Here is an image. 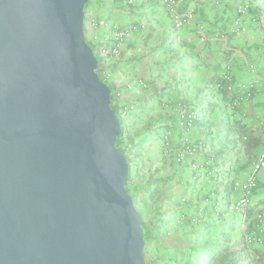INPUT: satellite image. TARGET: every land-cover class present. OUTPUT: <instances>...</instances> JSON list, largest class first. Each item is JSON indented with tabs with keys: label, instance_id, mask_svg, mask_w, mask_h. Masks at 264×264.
<instances>
[{
	"label": "water",
	"instance_id": "1",
	"mask_svg": "<svg viewBox=\"0 0 264 264\" xmlns=\"http://www.w3.org/2000/svg\"><path fill=\"white\" fill-rule=\"evenodd\" d=\"M88 0H0V264H143Z\"/></svg>",
	"mask_w": 264,
	"mask_h": 264
},
{
	"label": "crops",
	"instance_id": "2",
	"mask_svg": "<svg viewBox=\"0 0 264 264\" xmlns=\"http://www.w3.org/2000/svg\"><path fill=\"white\" fill-rule=\"evenodd\" d=\"M88 1L86 42L93 50L118 46L116 56L99 58L100 78L113 92H121L117 106L133 105V116L148 124L151 173L165 181V195L180 209L179 225L166 228V234L155 231L157 244L148 248L149 260L143 250L144 264H206L193 250L202 235L219 246L239 241L240 264H264V217L259 219L264 214V173L250 193L243 225L230 210L239 195L232 183L251 173L264 135V1L182 0L192 15L176 31L160 0ZM244 1L250 3L243 16L247 30L234 34L236 11ZM101 20L114 29L96 28L94 22ZM228 66L230 81L223 93L214 82ZM248 85L251 99L233 108L229 97ZM193 108L202 111L203 124L184 130L180 115ZM240 126L258 139L256 149H245ZM185 146L195 151L179 162L176 154Z\"/></svg>",
	"mask_w": 264,
	"mask_h": 264
},
{
	"label": "rangeland",
	"instance_id": "3",
	"mask_svg": "<svg viewBox=\"0 0 264 264\" xmlns=\"http://www.w3.org/2000/svg\"><path fill=\"white\" fill-rule=\"evenodd\" d=\"M94 2L95 0H90V3L94 4ZM95 26L96 28L99 27L98 25ZM100 50L101 49L93 50L96 57L99 56ZM133 111L134 108L126 117H120L119 119L121 136L118 137V143L116 146L122 150L128 161L129 179L126 190L133 198L134 207L141 217L144 234L143 250H146L144 257L146 260H149L147 258V250L151 243L157 244L153 241L154 239H157L155 231L158 234H160V231L166 234V228L179 225L178 219L180 218V209H178L179 205L169 200L165 195L167 192L165 181L163 183H157V181L162 179L158 177L154 178V174L151 173L152 166L149 164L151 154L149 148L151 147V144H147L148 140L145 135L148 124H146L144 118L136 115L133 116ZM191 148L194 149L193 146H191ZM159 167H161V165L158 166V168ZM262 183H264V179L262 180ZM257 193L258 190L255 188L253 195H256ZM231 214L232 218L236 217L239 219V216L236 213L232 212ZM151 231L154 232V238L151 237ZM160 240H162V238H160ZM144 254L142 251V255Z\"/></svg>",
	"mask_w": 264,
	"mask_h": 264
},
{
	"label": "built area",
	"instance_id": "4",
	"mask_svg": "<svg viewBox=\"0 0 264 264\" xmlns=\"http://www.w3.org/2000/svg\"><path fill=\"white\" fill-rule=\"evenodd\" d=\"M161 4L164 6L168 18L170 20V23L172 25V28L174 31L180 30L183 28L188 20L191 18V11L183 8V1L182 0H160ZM250 9V3L249 1H244L243 4H241L237 8V16L234 19L233 27L231 28V32L234 34H240L244 33L247 30V27L245 26L243 22V16L248 13ZM98 25L99 27L114 29V24L108 21H97L94 22V26ZM118 54V46L112 45L109 48H104L100 50L99 56L96 58L98 59V69L97 73L99 77H101V74L99 73V66H100V57H108V56H116ZM96 56V55H95ZM103 62V60H102ZM230 69L231 67H227V71L224 74V76L221 78V80L225 83H228L230 81ZM214 87L218 89V84H214ZM243 91L246 92V94L239 100L233 102L231 105L233 107L238 106L243 100H249L252 97V86H244ZM115 102L119 101L121 99V92H115ZM113 104H117V103ZM131 105H119L117 116L120 119L123 117H126L127 114L132 110ZM198 115L197 109H190L187 112H184L180 115V125L184 128V130H188L194 126V121L196 120ZM194 149L191 148V146H185L183 150H180L176 154L175 159L179 162H181L185 157L191 156L194 153ZM216 173V170L215 172ZM264 173V135L262 137V145L260 152L256 158V160L253 162L251 173L248 175V177L244 181H233L232 183V189L237 191L239 193L238 198L231 204L230 210L231 212L236 213L239 216V219H241V225L244 223V218L247 214L248 207H249V196L252 191V189L255 186L256 179L258 174ZM264 214L259 215V219H263ZM248 242L252 241L253 238L248 237Z\"/></svg>",
	"mask_w": 264,
	"mask_h": 264
},
{
	"label": "trees",
	"instance_id": "5",
	"mask_svg": "<svg viewBox=\"0 0 264 264\" xmlns=\"http://www.w3.org/2000/svg\"><path fill=\"white\" fill-rule=\"evenodd\" d=\"M91 49L93 50L92 47ZM214 83L218 84V91L226 93L227 83L223 82L221 79H217ZM109 88L111 90L112 108L115 110L117 114L118 106L117 104H113L116 99L115 92H113L111 87ZM245 94L246 92L242 90H238L237 92H234L229 97L230 103L232 104L233 102L241 99ZM202 124H203V114H202V111L198 110V115H197L196 120L194 121V126L195 125L202 126ZM237 130L239 134V139L241 140L245 149L247 150L256 149L259 146L260 142L252 134H250L248 129L240 126L237 128ZM117 143H118V139L116 140V145ZM128 179H129V175H128ZM161 182L163 183L164 180L157 181V183H161ZM143 237H144V234H143ZM239 244L240 242L236 241L232 244L227 243L225 245L219 246V245H215V244L208 242L206 238L204 237V235H202L198 239H196V242L193 246V250L198 253H201L204 256V262L206 264H240V262L243 260V251L241 249L239 250L236 249L237 246H239Z\"/></svg>",
	"mask_w": 264,
	"mask_h": 264
}]
</instances>
